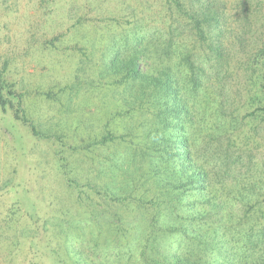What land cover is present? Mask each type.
Here are the masks:
<instances>
[{"label": "rangeland", "instance_id": "rangeland-1", "mask_svg": "<svg viewBox=\"0 0 264 264\" xmlns=\"http://www.w3.org/2000/svg\"><path fill=\"white\" fill-rule=\"evenodd\" d=\"M210 3L212 12L225 15L219 26L228 73L219 83L217 73L209 72L213 82L203 112L202 145L205 138L223 141L245 128L253 138L249 147L264 169V114L246 116L247 109H257L249 106L247 90L254 80L248 67L264 34V0ZM165 5L166 0H0V74L14 94L6 91L12 104L0 106V264H26L34 238L42 246L39 264H60L54 255L43 254L52 239L45 221L64 227L55 238L64 255L74 239L65 238V228L89 225L74 245H83L85 257L99 250L96 260L109 256L100 250L107 239L116 244L117 235L128 233L136 209L115 201L128 194L134 179L146 177V134L155 110L147 104L139 109L144 93L136 97L133 88L116 85L118 77L104 69L105 61L118 52L128 56L124 44L135 32H156L158 38L150 41L160 45L171 24ZM181 36L188 41L187 33ZM145 51L149 55L141 56V69L152 76L164 67H178L152 47ZM218 106L226 113L224 128L216 120ZM232 114L241 125L238 131L229 128ZM14 205L33 213V220L24 217L16 228L34 235L18 240L13 237L18 233L6 227ZM138 245L148 248L151 242L144 237ZM65 257L72 263L71 256Z\"/></svg>", "mask_w": 264, "mask_h": 264}, {"label": "trees", "instance_id": "trees-1", "mask_svg": "<svg viewBox=\"0 0 264 264\" xmlns=\"http://www.w3.org/2000/svg\"><path fill=\"white\" fill-rule=\"evenodd\" d=\"M210 2L166 0V15L171 21L167 38L161 37L163 41L157 45L150 41L154 36L158 38L156 32H135L124 44L123 52L130 53L128 56L118 52L105 61L104 69L118 77L116 85L133 88L134 94L138 92L136 97L144 93L139 109L143 110L147 104L155 110L151 115L155 122L146 134L149 153L145 156L150 159L146 177L134 179L127 196L115 201L119 206L131 205L132 210L136 209L129 234H121L123 241L117 235L116 244L107 239L100 250L109 252V256L96 260L101 256L99 250L85 257L83 245H74V239L86 236L89 225L78 228L69 225L64 234L65 238H74L72 247L66 250L71 256L69 263L67 255L55 243L64 227L56 221H45L44 230L52 239L47 240L43 254L52 258L54 255L60 264H96V261L99 264H264V169L257 163L253 147H249L253 138L242 128L241 134L222 136L223 141L218 137L205 138L202 145L200 131L204 130L206 116L203 112L213 82L209 72L217 73L219 83L228 73L219 26L224 23L225 15L220 10L212 12ZM184 33L188 34L187 42L179 39ZM262 37L249 61L248 69L252 67L254 80L247 90L249 106L257 109L255 112L247 109V118L264 114V34ZM139 46H144L143 50ZM148 47L155 49L165 62L175 60L174 66L178 67H164L155 76L146 73L141 69V56L147 54ZM10 90L1 73L3 109L12 104L5 97L6 91L14 96ZM218 112L216 120L224 128L226 113L221 106ZM16 115L19 119V110ZM237 118L231 115V131L241 127ZM7 214L12 218L6 221V227L18 233L13 237L21 240L19 236L35 234L16 228L24 217L33 220V213L21 212L14 205ZM90 222L94 224L93 220ZM144 237L151 247L140 249L138 244ZM127 238L132 243H125ZM30 243L26 264H39L42 246L36 238Z\"/></svg>", "mask_w": 264, "mask_h": 264}]
</instances>
